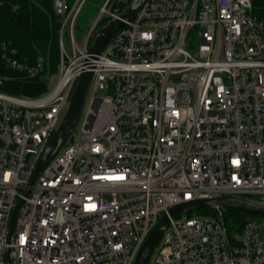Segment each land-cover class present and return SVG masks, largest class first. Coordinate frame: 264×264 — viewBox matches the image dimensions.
Returning <instances> with one entry per match:
<instances>
[{"label": "built area", "instance_id": "built-area-1", "mask_svg": "<svg viewBox=\"0 0 264 264\" xmlns=\"http://www.w3.org/2000/svg\"><path fill=\"white\" fill-rule=\"evenodd\" d=\"M51 1L57 79L37 96L0 89V264L10 246L16 264H133L174 204L264 199V21L252 0H144L101 54L88 51L95 32L129 4L105 0L78 41L88 0ZM0 47L10 69L44 74L43 57ZM84 70L94 77L77 133L25 196ZM223 211L171 220L151 264H264V216L230 232Z\"/></svg>", "mask_w": 264, "mask_h": 264}, {"label": "water", "instance_id": "water-1", "mask_svg": "<svg viewBox=\"0 0 264 264\" xmlns=\"http://www.w3.org/2000/svg\"><path fill=\"white\" fill-rule=\"evenodd\" d=\"M143 1L144 0H132L118 17L110 19L107 24L100 27L95 32L94 41L90 44L88 51L92 54H101L109 38L116 30L125 24L126 20H130L133 17ZM93 77V70H84L80 74L74 86L64 117L44 147L31 173L28 188L24 192L25 196L31 195L33 186L38 178L58 155L75 131L81 118ZM24 203L25 199L20 198L12 213L9 233V240L11 243L15 240L17 218ZM202 208H216L228 212H245L264 216V199L248 195L224 194L174 204L170 207L168 213H164L160 217L147 235L133 264H148L153 250L156 248L163 232L170 225L171 220L178 219L181 216ZM7 264H16V251L13 246L8 248Z\"/></svg>", "mask_w": 264, "mask_h": 264}, {"label": "trees", "instance_id": "trees-1", "mask_svg": "<svg viewBox=\"0 0 264 264\" xmlns=\"http://www.w3.org/2000/svg\"><path fill=\"white\" fill-rule=\"evenodd\" d=\"M132 0H128L130 4ZM253 15L264 21V0H252ZM125 4L120 11H122ZM107 22L104 19L101 24ZM60 23L51 0H0V44L6 42L16 49V57L24 62H34L38 56L46 61L47 69L56 70L59 62ZM0 75L7 80L0 83V89L14 94L37 96L46 88L42 74L28 77L24 73L10 69L5 64L0 47ZM218 209L202 208L188 215L216 216ZM229 231H241L245 223L259 215L245 212L223 211ZM149 263V262H148Z\"/></svg>", "mask_w": 264, "mask_h": 264}, {"label": "rangeland", "instance_id": "rangeland-1", "mask_svg": "<svg viewBox=\"0 0 264 264\" xmlns=\"http://www.w3.org/2000/svg\"><path fill=\"white\" fill-rule=\"evenodd\" d=\"M104 1L105 0H88L84 4V6L80 12L78 21H77V25H76V27H77L76 37H77L78 41L82 38L83 34L87 31V29L89 28L93 19L99 14L100 8H101L102 4L104 3ZM117 2H119L120 4H123V6H124L125 4H127L128 0H117ZM66 45L68 46L67 47L68 50H70V47H69L70 43H69L68 37H66ZM58 73H59V62H58L56 70L51 71L50 69H47L46 73L42 74V78L47 83L46 89H48L50 87V85L53 82H55V80L58 77ZM66 110H67V106L64 107L62 112H61L60 121L63 119ZM78 128H79V125L77 127V130H78ZM76 133H77V131H74V135ZM157 247L158 246H156V248L153 250L148 264H151L154 253L157 250Z\"/></svg>", "mask_w": 264, "mask_h": 264}]
</instances>
